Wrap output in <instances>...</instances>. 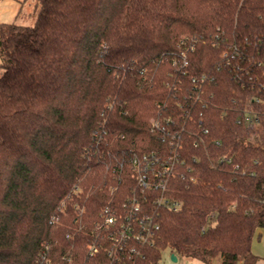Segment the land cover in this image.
I'll use <instances>...</instances> for the list:
<instances>
[{
	"label": "trees",
	"instance_id": "obj_1",
	"mask_svg": "<svg viewBox=\"0 0 264 264\" xmlns=\"http://www.w3.org/2000/svg\"><path fill=\"white\" fill-rule=\"evenodd\" d=\"M26 16L0 23V264L108 261L88 254L100 212L145 154L174 162L180 207L145 193L160 228L140 264H256L264 0H35Z\"/></svg>",
	"mask_w": 264,
	"mask_h": 264
},
{
	"label": "built area",
	"instance_id": "obj_2",
	"mask_svg": "<svg viewBox=\"0 0 264 264\" xmlns=\"http://www.w3.org/2000/svg\"><path fill=\"white\" fill-rule=\"evenodd\" d=\"M242 119L255 125L259 123L260 115L256 111L246 110ZM131 167L136 181L132 195L127 196L118 207L110 203L103 206L100 212L101 230L88 247L89 256H95L100 250L105 253L108 261L103 264H140L145 257V246L153 244L160 223L157 212H148L144 208L143 196L146 192L157 195L154 202L159 206L171 209L180 207L178 200L167 195L170 177L175 172L174 162L152 154L136 155ZM138 191L143 194L139 195ZM59 220V216L51 218L52 222Z\"/></svg>",
	"mask_w": 264,
	"mask_h": 264
},
{
	"label": "rangeland",
	"instance_id": "obj_3",
	"mask_svg": "<svg viewBox=\"0 0 264 264\" xmlns=\"http://www.w3.org/2000/svg\"><path fill=\"white\" fill-rule=\"evenodd\" d=\"M35 0H0V23L14 22L19 23H34L35 18L27 17L26 14L34 10ZM22 12L20 17L19 13ZM3 74V69L0 67V77ZM168 250L164 251L163 259L160 264H203L201 261L196 259H189L178 255L177 261H172ZM214 264H222V261L217 258Z\"/></svg>",
	"mask_w": 264,
	"mask_h": 264
},
{
	"label": "crops",
	"instance_id": "obj_4",
	"mask_svg": "<svg viewBox=\"0 0 264 264\" xmlns=\"http://www.w3.org/2000/svg\"><path fill=\"white\" fill-rule=\"evenodd\" d=\"M252 250L258 256L256 264H264V228H259L254 236Z\"/></svg>",
	"mask_w": 264,
	"mask_h": 264
},
{
	"label": "water",
	"instance_id": "obj_5",
	"mask_svg": "<svg viewBox=\"0 0 264 264\" xmlns=\"http://www.w3.org/2000/svg\"><path fill=\"white\" fill-rule=\"evenodd\" d=\"M177 259H178L177 255L175 253H172L171 254V260L177 261Z\"/></svg>",
	"mask_w": 264,
	"mask_h": 264
}]
</instances>
